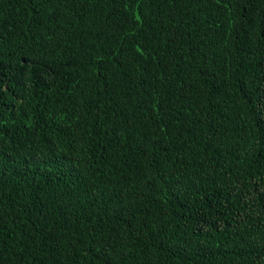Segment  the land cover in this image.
<instances>
[{"label":"trees","instance_id":"trees-1","mask_svg":"<svg viewBox=\"0 0 264 264\" xmlns=\"http://www.w3.org/2000/svg\"><path fill=\"white\" fill-rule=\"evenodd\" d=\"M0 264H264V0H0Z\"/></svg>","mask_w":264,"mask_h":264}]
</instances>
